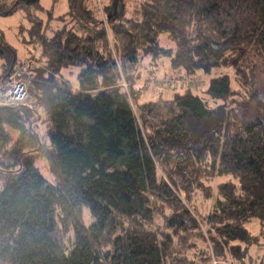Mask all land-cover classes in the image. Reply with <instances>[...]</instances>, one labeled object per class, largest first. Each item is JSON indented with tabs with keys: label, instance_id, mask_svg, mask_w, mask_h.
Returning a JSON list of instances; mask_svg holds the SVG:
<instances>
[{
	"label": "trees",
	"instance_id": "16d2710c",
	"mask_svg": "<svg viewBox=\"0 0 264 264\" xmlns=\"http://www.w3.org/2000/svg\"><path fill=\"white\" fill-rule=\"evenodd\" d=\"M94 6L69 0L47 36L38 13L52 9L0 0V16L24 12L21 43L42 62L24 102L0 103V264H201L209 253L191 204L213 195L216 175L231 179L197 215L218 253L243 261L264 241V97L254 83L264 0L122 1L107 24ZM19 63L0 30V81ZM201 66L231 68L235 86L224 71L163 95V78ZM156 87L160 99L141 101Z\"/></svg>",
	"mask_w": 264,
	"mask_h": 264
},
{
	"label": "rangeland",
	"instance_id": "374dc122",
	"mask_svg": "<svg viewBox=\"0 0 264 264\" xmlns=\"http://www.w3.org/2000/svg\"><path fill=\"white\" fill-rule=\"evenodd\" d=\"M39 1L43 5V7L52 9V11L49 10L51 16H49L48 11H39L38 13L44 19L46 35L50 36L53 33V30L59 27L63 23V20L60 19L58 16H60L62 13H64L65 11L69 9V0H39ZM122 1H123V4L124 2H126V5L129 4V7H131L132 5H134L135 1L137 0H85V3H87L91 7L95 5L94 7L96 9L95 12L97 16L103 19L104 23L107 24V19L110 20L112 15L117 14L121 11ZM106 4L110 5V8L109 10H107V13H103L104 8H102V6ZM29 25L30 24L24 17V12L22 11H17L9 15L0 16V30L4 32L5 38L17 48L18 55H19V61L23 62L26 59L25 57H29L27 60H31L34 63L33 64L34 67L35 66L37 67V66L42 65V62L35 58V56L38 54V47L35 48V51L33 52V56H29V51L32 50V45L21 43L22 37L23 39L28 38L27 33L26 31H23V28L29 27ZM256 62H257V69H256V77L254 81L255 88L259 96L264 97V68H263L262 61L257 59ZM144 63L145 64L143 66V69H145V71L141 70L142 77L140 78L138 82V84L140 85L148 82V79L150 78L149 77L150 75H148V69H150L149 68L150 64H148V58L147 59L145 58ZM203 63H205V61L202 62V65L205 66V64ZM161 70L162 68H158L157 72H160ZM224 71L229 72L230 86L234 87L235 86L234 81H233L234 73L232 72V69L228 67H223V66L218 67V68L217 67L203 68V66H201V67L195 68V71L190 72L189 74H185L182 76H171L173 78L170 77L169 79H171L174 82L176 80H181L183 78H189L192 80H197L193 84L194 87H198L201 85L204 87L207 84V81H209L210 76L214 75L215 73H220ZM63 73L70 80H74L75 69H72V68L65 69L63 70ZM163 79L165 80L166 78H163ZM154 84L157 86L159 85V81H157V78L155 79ZM160 85H162V87L165 90H168L167 92L165 91L163 92V95L166 98H170L169 89H171L172 87H175L176 89L181 90L182 88L186 86H190L188 84H184V85H175L172 87L170 86L169 88H166L168 86L164 85V83H160ZM198 88H192V92L202 95L201 90H197ZM156 90L159 91L157 87L155 88V92L147 90L145 96L142 98L141 101L143 100L150 101V99L151 100L160 99L161 97L159 96V93ZM164 96L162 98L166 99ZM246 99H247L246 97L241 98L238 102L239 103L240 101L245 102L243 100H246ZM159 103L163 105L162 107L164 111L163 113L166 114V110H168V108L171 106L170 102H167L166 100L164 101L160 100ZM243 104L244 103L238 105L237 103V107L239 108L240 111H244L245 107H247V105L243 107ZM247 111H248V108H247ZM37 163L39 165V169L41 173L44 175H47L48 171L43 167L44 161L39 160ZM230 179L231 178L229 176H217L216 175L212 180L207 181V184H210L212 186L213 195L205 198L202 196L200 192H197L195 194V197L193 198V201L191 204L193 208L192 213L194 214L196 219L200 221L201 223L200 229L202 230V233H203L202 238L205 240V243H204V241L200 239V241L198 242L199 244L198 247L202 248L205 245V252L208 251L209 253L207 260H205L206 258H203L202 259L203 262L201 264H264V241L261 244H257V245L255 244V245L250 246L249 252L244 257L243 261L233 259L230 256V254H227L226 252L224 254H221V252L218 253L220 250V247H222L221 242L218 241V239L215 238L213 234H210L207 232V227L202 222V218L197 215V213L204 214L208 212V210H210V208L212 207V204L216 196L217 183L222 180L225 181V180H230ZM234 182H236V180ZM246 227L251 232L256 233L257 228L259 227L258 221L255 219H251L249 222H246ZM211 236L214 237L215 241L213 240V238H211ZM213 243L215 244V246ZM222 251L224 252V249H222Z\"/></svg>",
	"mask_w": 264,
	"mask_h": 264
},
{
	"label": "built area",
	"instance_id": "2783aa9c",
	"mask_svg": "<svg viewBox=\"0 0 264 264\" xmlns=\"http://www.w3.org/2000/svg\"><path fill=\"white\" fill-rule=\"evenodd\" d=\"M34 63L31 60L20 62L14 70L9 72L0 81V103L6 105H15L22 103L27 98L29 84L33 78L32 68ZM195 81L189 78L172 81L169 77L161 81L164 85L170 86L188 84L192 86ZM173 83V84H172Z\"/></svg>",
	"mask_w": 264,
	"mask_h": 264
}]
</instances>
